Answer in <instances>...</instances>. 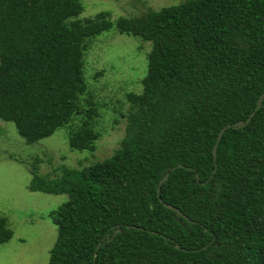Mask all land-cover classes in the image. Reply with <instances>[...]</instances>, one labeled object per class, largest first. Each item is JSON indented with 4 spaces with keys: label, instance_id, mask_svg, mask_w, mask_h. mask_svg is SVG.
<instances>
[{
    "label": "trees",
    "instance_id": "1",
    "mask_svg": "<svg viewBox=\"0 0 264 264\" xmlns=\"http://www.w3.org/2000/svg\"><path fill=\"white\" fill-rule=\"evenodd\" d=\"M81 11L79 0H0V120L26 144L78 117L67 146L92 151L85 41L113 26L149 43L113 153L54 179L29 169L30 192L66 195L47 214L46 264H264V97L252 113L264 89V0H183L114 23ZM237 121L213 159L218 131ZM11 235L0 217V244Z\"/></svg>",
    "mask_w": 264,
    "mask_h": 264
},
{
    "label": "rangeland",
    "instance_id": "2",
    "mask_svg": "<svg viewBox=\"0 0 264 264\" xmlns=\"http://www.w3.org/2000/svg\"><path fill=\"white\" fill-rule=\"evenodd\" d=\"M183 0H79L78 19L107 13L117 17H143L148 10L173 6ZM149 43L123 35L114 27L87 39L83 51L82 76L86 93L80 104L90 100L95 107L93 121L98 137L92 151H72L69 133L78 126V117L56 129L50 136L26 144L10 122L0 120V217L11 230L10 239L0 244V264H46L55 240V226L47 218L66 200L65 194L30 192L29 169L50 179L58 178L62 168H82L109 157L124 135L128 109L126 96L141 92Z\"/></svg>",
    "mask_w": 264,
    "mask_h": 264
},
{
    "label": "water",
    "instance_id": "3",
    "mask_svg": "<svg viewBox=\"0 0 264 264\" xmlns=\"http://www.w3.org/2000/svg\"><path fill=\"white\" fill-rule=\"evenodd\" d=\"M263 97H264V89H263L262 92L259 94V96H258V98H257V100H256L255 107H254L252 113H254V112L259 108V106H260V104H261V101H262ZM249 118H250V117H248V119L246 120V122L249 120ZM246 122L237 121V122H234V123L231 124V125H226L225 127H222V128L218 131L217 136H216V139H215V142H214V144H213V146H212V148H211V154H212L213 159H214V156H215V147H216V144L218 143V141H219V139H220V136H221L222 132L225 130V128H229V127L239 128V127H242ZM167 176H168V173H165V174L161 177V179L158 181L157 186H156V190H155L156 195L158 194V190H159V186H160V184L163 183V182L166 180ZM195 177H196V176H195ZM158 201H160V200L158 199ZM162 206H163L164 208H167V209H169V210L175 212L178 216H181V217H182L181 212H179L175 207H173V206H171V205H167V204H165V203H162ZM115 233H116V230L113 231V234H115Z\"/></svg>",
    "mask_w": 264,
    "mask_h": 264
}]
</instances>
